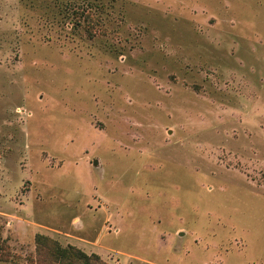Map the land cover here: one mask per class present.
I'll return each instance as SVG.
<instances>
[{
    "label": "rangeland",
    "instance_id": "obj_1",
    "mask_svg": "<svg viewBox=\"0 0 264 264\" xmlns=\"http://www.w3.org/2000/svg\"><path fill=\"white\" fill-rule=\"evenodd\" d=\"M0 264H264V0H0Z\"/></svg>",
    "mask_w": 264,
    "mask_h": 264
},
{
    "label": "trees",
    "instance_id": "obj_2",
    "mask_svg": "<svg viewBox=\"0 0 264 264\" xmlns=\"http://www.w3.org/2000/svg\"><path fill=\"white\" fill-rule=\"evenodd\" d=\"M85 254H83V256H84ZM84 257H87L86 255L84 256Z\"/></svg>",
    "mask_w": 264,
    "mask_h": 264
}]
</instances>
